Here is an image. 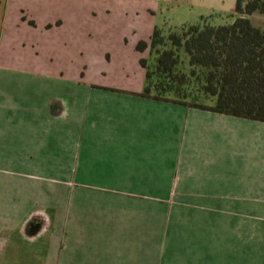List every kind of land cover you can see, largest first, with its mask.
<instances>
[{
    "label": "crops",
    "instance_id": "0c3cea01",
    "mask_svg": "<svg viewBox=\"0 0 264 264\" xmlns=\"http://www.w3.org/2000/svg\"><path fill=\"white\" fill-rule=\"evenodd\" d=\"M128 10L13 24L29 35L0 50L1 260L255 264L264 121L142 95L154 29Z\"/></svg>",
    "mask_w": 264,
    "mask_h": 264
},
{
    "label": "trees",
    "instance_id": "16d2710c",
    "mask_svg": "<svg viewBox=\"0 0 264 264\" xmlns=\"http://www.w3.org/2000/svg\"><path fill=\"white\" fill-rule=\"evenodd\" d=\"M232 22L155 27L142 95L214 112L264 121V28L249 15L264 16V0H237Z\"/></svg>",
    "mask_w": 264,
    "mask_h": 264
},
{
    "label": "rangeland",
    "instance_id": "374dc122",
    "mask_svg": "<svg viewBox=\"0 0 264 264\" xmlns=\"http://www.w3.org/2000/svg\"><path fill=\"white\" fill-rule=\"evenodd\" d=\"M136 1L138 3H136ZM237 0H0V50L7 55L9 40L23 45L29 32L13 24L16 20L54 19L55 17L80 20L131 18L136 11L128 10L127 5L139 13L136 21L142 35H147L150 28H162L165 31L175 26L196 23L201 17H208L212 24L232 22L239 14L235 11ZM127 14V15H126ZM151 15L153 19L151 18ZM251 22L264 28V16L258 12L249 15ZM127 21H130L128 19ZM120 23V22H119ZM117 24V23H115ZM113 27L112 34H122L125 26ZM4 45L2 49L1 45ZM0 51V53H1ZM2 254V253H0ZM7 253L4 252L6 257ZM2 257V258H3ZM1 260L0 264H7ZM255 264H264V259Z\"/></svg>",
    "mask_w": 264,
    "mask_h": 264
}]
</instances>
